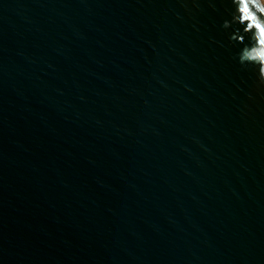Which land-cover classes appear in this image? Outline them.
<instances>
[{
  "label": "water",
  "instance_id": "water-1",
  "mask_svg": "<svg viewBox=\"0 0 264 264\" xmlns=\"http://www.w3.org/2000/svg\"><path fill=\"white\" fill-rule=\"evenodd\" d=\"M0 264H264V1L0 0Z\"/></svg>",
  "mask_w": 264,
  "mask_h": 264
},
{
  "label": "bare ground",
  "instance_id": "bare-ground-1",
  "mask_svg": "<svg viewBox=\"0 0 264 264\" xmlns=\"http://www.w3.org/2000/svg\"><path fill=\"white\" fill-rule=\"evenodd\" d=\"M264 1V0H263Z\"/></svg>",
  "mask_w": 264,
  "mask_h": 264
}]
</instances>
